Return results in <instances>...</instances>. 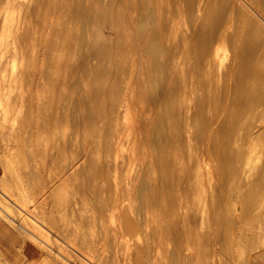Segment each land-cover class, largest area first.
<instances>
[{
	"label": "bare ground",
	"instance_id": "6f19581e",
	"mask_svg": "<svg viewBox=\"0 0 264 264\" xmlns=\"http://www.w3.org/2000/svg\"><path fill=\"white\" fill-rule=\"evenodd\" d=\"M58 1H60V0H58ZM58 1H57V3H58ZM69 1H72L73 4L72 3L71 4L73 7H75L76 2L74 4V2H73L74 0H69ZM94 1H97V0H94ZM94 1H93L92 6L95 3ZM121 1H122V3L123 2L124 3H123V6H121V5L120 6L124 7V4H125V8H127V6H126L127 4L129 7L130 2H133L131 4L132 7H131L130 12L132 11L133 7L135 8V4H136V8H137L136 11L139 12L140 16L139 15L137 16L134 14L136 16V19H135L134 16L128 17V15H126V18L129 20L131 19V17H134L133 20H135V22H136L135 27L133 26L134 25L133 22H130V24L132 23V25H130L129 23L126 24V22H127L126 18H125L126 22H124V20H123V22L127 25V27L133 26L132 28L133 29L135 28L134 31H136V34H135V32H134V34H135L136 39H134L135 37L133 38V36H130L133 34L129 35L130 32H128V31L132 30L131 27L127 28V29H129L128 31L123 30V32H128L127 35H129V39H130L129 40L127 38V40H126L125 39L127 37V35H126L124 37V39L126 41H128V40L129 41L127 44H126V41H124L125 44L126 45L130 44V46H132V47L129 50L130 46H125V44H124L123 47L120 46V47H122L121 50H117L119 48V46L117 45L118 47L114 46L116 48L115 51L116 52L122 51V50L125 51L126 48L124 49V47H127V49L130 51V53H131V49H132V51L135 50L134 51L135 55H136V53H138L139 56L145 55L146 53H151L154 56L160 55L159 61H161V62H164L163 58L161 59V57H162L161 55H164L166 57V59H168V61L165 60L166 63L162 64L161 66L159 65L161 67V69H159L158 65H156V66L159 70H162V71H164V69H166V72H167L166 75H168V73L170 72L169 73L170 77L168 76L169 78L168 77L165 78L167 81L169 80L170 84H169V86H167L168 84L164 83L165 85L167 84L166 85L167 87L166 86H165V88L160 87V89L161 88L165 89V90L163 89L164 90L163 93L165 94V97L163 96L164 94L162 95L160 93V95H162L164 98L161 97L160 99H158V101L156 100L157 103L154 102V104H153V109H155L154 106L157 107L158 103H160V105H164L165 110L164 109L163 110L165 111L166 114L165 113H164L165 115L163 113L159 114L158 118H157V115L155 114V112L152 114L153 116H151L150 112H149L148 118L152 119V121L150 122V121H148L149 119L147 120V122H150V123H148L149 125L147 124V122L144 123L145 124L144 127H146V125L148 127V128H145V131L147 130L148 132H150V131H152V129H158L159 139L163 138V142H162V144H159V148L162 147L164 150L163 149H161V150H163L164 152L162 151V154L159 153L161 156L157 155L154 165L162 171V172H160L161 174H163V175L165 174L164 175L165 177L168 176V179H166V180H168V182H169L170 181L169 177H172L170 179H174V177L176 175L175 174L176 173L175 172L176 167H178V164H179V168H181L184 172L185 171L188 172L191 175V178H192V176H196V185H198L200 190L205 194V196H207V199H206L207 202L211 203L213 205H217L218 209L221 208V206L219 208L218 205H223V204H225L224 207L227 206V209H228V205H231V206L234 205L235 207H239V206L244 207L245 205L247 207H249V206L250 207L251 206L252 207H254V206L255 207L256 206L261 207L262 206L263 207L264 206V0H142V3L140 1L141 6H139V7H141L140 8L141 10L138 8L139 4H138V1H136V0H134V1L130 0V2H128L129 1L128 0L127 4H126V0L125 1L121 0ZM79 2H80V0H79ZM90 2L88 3V7H89V4L91 5ZM105 2H106V0H105ZM60 3H62V0ZM60 3H58V5H55L58 9H59L58 6L60 5ZM98 3H101L100 4L101 6L103 5L102 2L97 1L96 4L98 5ZM63 4L64 3H62L61 5H63ZM77 4H78V2H77ZM85 4L87 6L86 0H85ZM105 4L108 5V6H106L107 10H108V8H110L111 5H109L108 3H105ZM133 4H134V6H133ZM69 5L70 4H68V8H69ZM80 5L81 4L77 5L78 8H82ZM97 5H95V6H97ZM113 5L115 8V4H113ZM77 6H76V9H73L70 6L73 10L69 8L70 9L69 11L71 12V10H72V13L74 14V12H73L74 10H77V11L79 10L77 8ZM95 6L92 7L91 9L98 7V6L97 7H95ZM64 7H66V9H67L66 5ZM84 7H85V5L83 2V9H82L83 12L85 11ZM102 7L106 8L105 6H102ZM102 7H100V10ZM45 8H47V7H45ZM112 8H113V6H112ZM112 8H110L111 11L117 10V9L112 10ZM86 9H87V7H86ZM49 10H50V8H49ZM88 10H89V8H88ZM88 10H87V12H88ZM95 10H97V9H95ZM95 10H93L92 14L90 13L89 15L93 16L94 15L93 13ZM102 10H101V13H102ZM107 10H105V11H107ZM127 10L125 11V9H124V12H127V14H129L128 13L129 9L127 8ZM50 11L52 12V7H51ZM97 11H95L96 14H97ZM134 12L135 11H133V13ZM138 12H136V13L138 14ZM72 13H70V14H72ZM75 13H77V12L75 11ZM103 13H104V10H103ZM106 13H108V12H106ZM117 13L118 12L115 13V16L118 17V19H119V15L121 17V9L119 11L120 14L118 13V15H116ZM133 13L131 12L129 15H132ZM73 14L71 15L72 17H73ZM123 14L124 13H122V16H123ZM43 15H46V12ZM86 15H87V13H86ZM78 16L79 15H77V17ZM101 16H103V19H104L105 16L104 15H101ZM108 16H109V18L112 17L111 14L110 15L108 14ZM72 17H70V19H72ZM77 17H76V21L79 20L78 23L81 24L80 19L84 17V14L82 15L81 18L79 17L80 19H77ZM87 17H85V19ZM96 17H98V14L96 15ZM49 18H50V16H49ZM99 18H101V17H99ZM68 19H69V17H68ZM89 19H87V20H89ZM92 19H93V17L90 19V22L93 21ZM96 19H98V18H96ZM47 20H45V22ZM73 20L74 19H72V21ZM94 20H95V18H94ZM69 21L71 22V20H69ZM76 21L75 22L73 21L74 22L73 24H77ZM165 21L168 22V24H170V26H169L170 29H171V27H174L175 25H177L178 22L180 23L181 26L178 24V28L182 27V29H183V32L180 31L182 33L181 34L182 35L181 40H180V37L177 35L179 32H177V31H176L177 33L174 32L177 26H175L173 30H170L169 28H167L170 31L166 32V29H165L166 25H162V23H165ZM81 22H82V26H83L84 25L83 21L81 20ZM100 22H101V20H100ZM176 22H177V24H176ZM119 23H120V21H119ZM124 23L122 24V26L125 27L126 25ZM50 24H53V22ZM85 24L87 25V23H85ZM68 25H71V24L68 23ZM46 27H47V25H46ZM62 27H63V25H62ZM62 27H58V29L59 28L61 29ZM83 27L85 28V26H83ZM52 28L55 29V27H52ZM82 28H81V30H82ZM178 28H177V30H179ZM123 29H126V28H123ZM50 31H51V29H50ZM66 31H69V30L63 29L62 35L64 32H65L64 35H66V33H67ZM78 31H79L78 33L81 32L80 30H78ZM172 31L178 36L179 41H181V42H179L177 39L179 44L177 43V45H175L176 44L175 43L174 44L175 46L172 45V40H173V38H175L176 35L173 34L174 37L171 39ZM71 35H72V33H71ZM78 35L75 34L74 36L78 37ZM71 37H73V35ZM71 37H69L70 40H68L67 43H69V42L71 43V41H72ZM130 37L133 38L135 41L134 40H133L134 42L131 41ZM66 38H68V36ZM119 39L121 40L120 37H119ZM89 41H91V40L89 39ZM92 41H94V40H92ZM130 41L133 42L132 45H131ZM47 42L49 43L50 40ZM76 42H77V39H76ZM110 42H112V41H109V43ZM104 44H105V42H104ZM121 44H122V42H121ZM69 46H72V45L70 44ZM83 46H85V45H83ZM103 46H101V47H103ZM109 46H110V44H109ZM112 46H110V48H109L110 50L112 49ZM73 48L76 49L77 46L73 47ZM70 49H71V47H70ZM70 49H68V52L71 53V51H69ZM89 49H90V47H89ZM109 49L107 48L108 51H109ZM77 50H78V48H77ZM128 50L125 51L126 56L124 55V53H120V52H119V56H116L118 54H116L114 56L117 59L121 58L120 60L115 59L116 63L117 62H118V64L120 63V66L117 65V67H116V65H115V68H117L116 70L114 69L116 73H115V75H113L114 77L111 75L113 79L111 80L112 83H110L111 85L109 86L111 91H115L118 94V96L114 100L115 103H117L118 101H122L124 99L131 98L130 94L133 93V91L131 92V90H133L132 88H135V86H136V85L134 86L132 83H134V82L136 83V81H134V80L136 79L137 74L139 75V77H137V78L144 77V75H142L141 72H140L142 75L141 77H140V74L137 73V72H139L140 69H139V65H137L138 62L137 61L135 62L134 59L137 60L136 57H138V55L134 56L135 58H133V56L129 57L130 56L129 52H128L129 55L127 56ZM65 51L67 52V50H65ZM72 51H74V49ZM79 51H80V49H79ZM105 51H106V48H105ZM112 52H113V50H111V53L109 51V53H107V54H109V56L111 57ZM70 53H69V55H70ZM87 53H91V51L89 50ZM94 53H96V51ZM120 54H122L121 55L122 57L120 56ZM132 54H133V52L131 53V55ZM66 55H68V54H66ZM71 55H72V53H71ZM87 55H90V54H87ZM74 56H76V55L74 54ZM79 56H78V54L76 56V59L78 61L80 59V58L78 59ZM82 56H83V54H82ZM82 56H80V57L83 58ZM94 56H95V54L93 55V57ZM96 56L98 57V55H96ZM110 57L107 58L108 64L111 63ZM141 57H143V56H141ZM87 58H89V57L87 56ZM91 58H92V56H91ZM94 58H92V60ZM149 58L151 59L150 56H149ZM149 58L147 57L148 60H150ZM76 59L75 60L73 59L74 60L73 63L75 65H77L75 63V62H77ZM100 59H102V58H100ZM130 59H131V61H130ZM139 60L141 62L140 57H138V61ZM94 61L96 62V60H94ZM69 62H71V61H68V63ZM103 62H105V61H103ZM144 62H146V61H143V63ZM64 63H65V61L63 62V64H60V65H64ZM86 63H88V62L85 61L84 64H86ZM90 64H92V63H90ZM90 64H88V65H90ZM93 64H94V62H93ZM96 64L97 63H95L94 65H96ZM140 64L143 65L142 63H140ZM66 65L69 67L72 64H70V65L66 64ZM86 65H84L83 66L84 68H82V69H85ZM97 65H99V64H97ZM145 65L146 64L144 63V66ZM78 66L76 68H79ZM90 66H88L87 68H89ZM107 66H109V65H107ZM150 66H148V64H147V66L144 67L145 70H147ZM71 67L73 68V70H72V68L70 69V71L71 70L73 71V72L71 71L73 73L71 75H74V73L76 74V72L78 70L76 69L77 71L75 72V70H74L75 68L73 66H71ZM91 67H93V66H91ZM95 67H93V68H95L96 70L91 68L89 71L91 73L92 72L91 70H95V72H97V75L94 73V71L92 73L95 74V76L97 77L99 70H100V72L102 70L99 68H101L102 66L98 67L99 70L97 69V66H95ZM108 68H110V66ZM111 68H112V65H111ZM140 68H141V71L143 72L144 69L142 68V66ZM178 68L180 69L181 80H182L181 81L182 82V90H180L181 91L180 94H179V92L177 94L176 91L178 89L175 90L173 87V84L176 80V78H175L176 76L174 75V73L179 70ZM8 69L13 70V72L15 70L13 65H9L7 61L1 60L0 72L1 71H7ZM80 69L81 68H79V70ZM152 69H154V68H152ZM158 69L156 70V67H155V71L159 73ZM167 69L169 70V72L167 71ZM64 71H67V70H64ZM152 71H154V70H152ZM67 72H69V71H67ZM81 72H80V74H86V73H81ZM102 72H104V71H102ZM105 72L108 73V71H105ZM145 72L147 73L148 71H145ZM63 73L66 74L65 72H63ZM112 73H114V72H112ZM112 73L110 71L109 74H112ZM146 73H145V75L149 76V72H148V74H146ZM158 73H156V74H158ZM109 74H106L107 77ZM151 74L153 75V73H150V75ZM78 75H79V73H78ZM100 75H99V77H100ZM159 75H161V73ZM159 75H157V77ZM111 76H110V79H111ZM164 76H165V74L163 75V77ZM67 77H69V75H67ZM74 77L75 76H73L72 79ZM82 77H83L82 80L80 78L81 83H82L83 79L86 78L85 75H82ZM90 77L91 76L86 78L89 81L88 82V85H89L88 88H91V86H90L91 81L88 79ZM150 77H152V76H150ZM150 77H146V78L148 79ZM91 78H93V77H91ZM101 78H103V77H101ZM105 78H106V76H105ZM65 79H67V78H65ZM97 79H99V78H97ZM147 79H145V80L141 79L142 80L141 85ZM73 80H75V78ZM77 80L74 81L73 84H71L72 80L69 82V84L72 85V89H73L74 94L77 93V90L79 88V85H78L79 83ZM105 80H107V79H105ZM151 80H152V78H151ZM156 80H155V82H156ZM103 81H104V79H103ZM160 82H161V80H160ZM149 83L151 84V81H149ZM137 84H138V82H137ZM144 84H147V83H144ZM102 85H103V83H102ZM102 85H99V86H102ZM107 85H108V83H107ZM147 86L149 87V85H145V87H147ZM157 86H158V84H157ZM81 87L83 88V86H81ZM139 87H140V85H139ZM92 88H94V85L92 86ZM138 88H135L134 91L136 92L137 91L136 89H138ZM142 88H143V86L140 87V91L144 90ZM96 89L98 90V87H95L94 91H96ZM104 89H105V87H104ZM156 89H158V87H156L155 90ZM106 90H107V88H106ZM146 90H148V88ZM146 90H145V92L144 91L143 92L138 91L140 94V95L138 94L139 97L141 96V93H145V95H146L147 94ZM151 91L152 90H150V92ZM153 91H152V93H150V96L151 95L154 96L156 94L155 95V99H156L157 98L156 96H159V95H157L158 91H157V93L154 91V94H153ZM81 92H82V90H81ZM96 92L101 93L100 90L96 91ZM84 93L86 94V92H84ZM90 93H91V91H90ZM90 93H88L89 95L86 94V96L88 95L86 98H88L90 96ZM80 95H82V94L80 93ZM91 95H93V94H91ZM138 95H136V96L138 97ZM145 95L143 94L144 98H145ZM128 96H130V97L128 98ZM75 97H77V99H79L78 95ZM139 97H138V99H139ZM132 98L135 99L136 98L135 95H134V97L132 95ZM147 98H148V95L146 96V99ZM133 99H130V100L132 101ZM152 99H154V97ZM105 100L103 99L102 102H105V104H106ZM139 100H137V101H139ZM145 100L142 101L144 103V105L148 103L147 100H149V98L146 101ZM133 101H136V99ZM144 101L147 103H145ZM48 102L51 103L52 101L48 100ZM54 102H55V99H54ZM140 102H141V100H140ZM142 102H141V104L143 105ZM133 103L136 104V102H133ZM102 104H104V103H101L98 106L100 107V105H102ZM83 105H84V103H83ZM102 106H104V105H102ZM89 107L91 108V106H88V108ZM97 107H95V108H97ZM101 107L99 109L103 110ZM134 107H136V106L134 105ZM158 107H159V104H158ZM84 108H85V106H84ZM95 108L90 110V111L86 110V112L89 113L91 111H95L96 110ZM103 108H105V107H103ZM150 108H151V105H150ZM139 109H141V108H139ZM158 110L160 111V108ZM138 111L142 112V110H138ZM138 111H136V113H138ZM103 112L105 113V112H107V110L105 109ZM161 112H162V110H161ZM111 113L112 114L109 116H106V114H105V116L108 118V120L114 119V120H112V123H110L109 128L110 129L111 128H113V129L120 128V126H119L120 123H119V121L116 120L117 119L116 114L114 113V111H112ZM136 113H135V117L137 115ZM145 113H147V111H145ZM90 114H93V113L91 112ZM90 114H86V116L90 115ZM177 114L180 116L179 121L175 120V118L177 117ZM138 115H143V113L138 114ZM93 116L96 118L95 115H93ZM93 116L91 115V118H93V119H92V122H91V120L89 121V122H91L89 125H91L93 122H95L97 124L100 123L99 118L98 119L96 118L97 120L94 121L95 118ZM101 116H102V114H101ZM105 116L103 118H105ZM166 116H167V119L169 117H172V119H173V120L171 119L172 122L171 121L167 122V120H166V122L168 123L167 125L165 122ZM89 118H87V120ZM130 118H133V117H130ZM135 119H133L134 121L129 119L130 122L133 121L132 123L136 124V126L134 125L136 127L135 128L136 130L134 128H131V125H130L131 132H132V129L137 131V128H138L137 125L140 123L138 118H137L138 124H137V122L135 123ZM98 120H99V122H97ZM105 120H107V119L105 118ZM115 120L117 123L115 122ZM113 121L115 123H113ZM102 122L104 123V121H102ZM130 122H128V123H130ZM132 123H130V124H132ZM97 124H95V125H97ZM101 125H99V127ZM104 125H106V123ZM104 125H103V127H104ZM134 126L132 124V127H134ZM141 126H143V124ZM92 127H96V126L93 125V126H91V128ZM103 127L101 126L102 129H104ZM139 128H138V130H139ZM86 129H88L87 130V132H88L89 128H86ZM177 129H179V131H176ZM90 130H93V129H90ZM97 130H98V128H97ZM99 130H101V129H99ZM107 130H109V129H107ZM134 130H133V132H135ZM101 131H99V132H101ZM145 131H143V133ZM84 132L86 133V131H84ZM146 132H145V134H146ZM135 134L138 135V133H134V136H135ZM147 134L145 136L146 141H148L149 138L151 139V136H152L151 135L150 137H147ZM100 135H101V133H100ZM101 137H102V135H101ZM137 137L142 138L140 135H138ZM137 137L134 139H138ZM85 140L86 141L82 145L83 147L82 148L79 147L82 150L76 149L80 153L78 154V156H73V158H75V159L72 158V160H73L72 163L71 164L69 163L70 168L67 166V169L69 168L71 173H83L84 170L86 168H88V165L92 164L90 166V171L88 172V179H90V180L92 179L93 181H95V183L97 181H99L100 179L105 180L107 182L105 189L107 190L108 194L105 196L95 195L96 197L94 198V200H92V202H95V203H90L87 201H84L83 203H78V204L76 203L77 204L76 210H78V212L77 213L73 212V213H75V215L79 214V218L74 216L77 219L76 218H72V219L69 218L72 216L68 217L67 214L70 213V211H71L70 209H69L70 211H68L69 213L68 212H67V214L65 213L67 216H65L63 214V215L58 217L57 214L60 211H62V209L64 208V207H62L64 205V201L61 200L58 202L57 196H56V190H57V188H60L61 186L65 185L66 177H64V176H67L66 174L64 176L58 174L60 176L56 175L55 178L52 177L48 181L46 180V182L44 180L45 183L39 187L37 185L34 188V190L37 187L38 188L29 197L32 199L31 201H33V204L31 203V204H25V205L22 204L21 205L18 203V201L21 200L22 197L20 196V194H18L16 192L14 193V190L9 189V187H13L12 181L6 182L5 184L2 182V179L6 180L5 177L7 176V173L4 171L3 172L0 171V181H1L0 182V185H1L0 190L2 191L1 195H0V228L2 226H7V227L9 226L10 227L9 224H12L13 226L18 228L22 232L25 239H23V242H22L23 247H21V252H25L27 257L25 256L26 258L25 257L24 258L29 260L30 264H37L38 262H40L41 264H61V263L62 264H90V263H93V264H152V256H151L152 254L150 255L151 250L149 249L150 244L147 240L148 237H150V235L152 234V232H151L152 229L150 230L151 233L149 232V230L147 232L144 229V231H146L145 233L147 234L144 236H146L147 239L143 238V240H144V242L146 240L148 242V243L145 242V244H144V246L147 245V247L144 248V249H147V256H146L143 253V251H141V249H140L141 246L143 247V244H141L142 240H139V239H142V238H140V236L144 237L143 235H140L143 233V232L140 233L141 227L139 226L140 224L137 223L140 221L139 220L137 221L136 219H134L131 216V213H130L131 209L129 207H127L128 206L127 204L123 203V200L125 198L129 197L128 198L129 201L133 200L137 204V206H138V204L141 205V202L143 199H149L150 197H152V196H150L151 194L149 195V193L152 192V188H153L154 184L157 181L159 182L158 179L161 178L160 179L161 184H162V182L166 183L167 181L165 179H164L165 181H162L163 175L160 178L158 176L156 177L154 175L155 176V179H154L155 182H154V180H151L154 176L151 178V177H149V175H147L148 178H151L150 179L151 192L148 193L147 191H144V192L142 191L140 193H135L133 191L135 193L133 195L130 192V190L128 189L129 190L128 192H130L131 194H126L128 192L126 191V189H124L123 180L121 181V178L123 177V170H125L126 164L124 166H122L124 168L123 170H120V171L112 174L111 170H112L113 166L116 165L117 160L112 159V156L110 154L106 155L107 157H104L102 154L99 153V155L97 157H95V158L92 157L91 151H90V146L88 144L89 141L87 143V136H85ZM141 140L142 139H140V141H139L140 143L136 140L138 142V144H137L138 146H139V144L141 145L145 141V140H143V142H142ZM136 141H134V142H136ZM146 143L147 144L149 143L148 147H151L150 144H152L153 142L152 143L146 142ZM142 145H141L142 147L145 146V144H142ZM155 145L156 144H154V143L152 145V146H154V151L156 150ZM160 145H161V147H160ZM141 146H139L140 149H141ZM148 147L146 145L145 149L146 148L149 149ZM157 147H158V145H157ZM145 149H144V151L146 152ZM151 150L153 151V148L152 149L150 148V150H148V151H150L149 153H151V155H152L153 152ZM161 150L159 149L158 151L160 152ZM47 152L48 151H45V154H47ZM140 152L141 151H139V153ZM145 152L142 151L141 153L143 154ZM155 152H157V151H155ZM75 153H77V152H75ZM149 153H147V154L145 153L143 155H147V157H150V156H148ZM75 155H77V154H75ZM141 155L139 154V157ZM158 156L160 157V159H158ZM178 157H179V159L181 158L180 161L178 160ZM142 159H141V162L139 160L140 163H143L142 161L145 160L144 158H142ZM146 159H148V158H146ZM150 159L152 160V158H150ZM135 160H136V158H135ZM151 160H149V162ZM152 162H153V160H152ZM136 165H139L137 161H136ZM150 165H152V164H150ZM116 166H118V165H116ZM130 166H129V168H130ZM145 167H147V169H148V166H145ZM151 168H153V167L150 166V173L156 172L157 168L156 169L153 168L154 169L153 171L151 170ZM67 169H65V170H67ZM140 170H142V169H140ZM145 170H146V168H145ZM145 170H144V172H145ZM134 171L136 172V174L139 172V171L137 172V170H135V169H134ZM147 173H149V169H148ZM61 174H62V172H61ZM136 174H133V176L136 177ZM156 175H157V173H156ZM188 175L186 174L185 176L190 177V175L189 176ZM41 176H43V175H41ZM137 176H138V174H137ZM180 176H181V173H180L179 177ZM140 177H141V173H140ZM140 177H139V179L141 180ZM187 177L185 179H187ZM43 178L44 177H42V179ZM135 179L136 178H134V180ZM178 179H180V178H178ZM142 180H144V178ZM175 181H176V179H175ZM178 181H181V180H178ZM192 181H195V180H192ZM192 181H190V182H192ZM132 182L134 183V181H132ZM138 182L139 181L137 179V181H135L136 185H138L137 184ZM168 182L166 183L167 184L166 187L168 186V188H169L170 185L168 184ZM173 182H174V180L172 181V186L175 185V183H173ZM185 182H187V180L186 181L184 180V183ZM144 183H145V181H144ZM152 184H153V186H152ZM161 184L159 182V184H157V185L161 186ZM188 184H190V183L188 182ZM139 185H141V183H139ZM145 186H146V183H145ZM162 186H163V184H162ZM187 186L188 185L186 184V188H187ZM156 187L158 189V186H156ZM173 187H172L171 191H173V189H174ZM179 187H178V189H180ZM161 188L162 187H160L159 189H161ZM168 188H166V189H168ZM176 188H177V186H176ZM181 188H183V187H181ZM192 188L196 189L197 187L193 186ZM138 189H140V188H138ZM163 189H165V187ZM184 189H185V187H184ZM189 189L190 188L188 187V190ZM186 190L187 189H185V191ZM137 191H139V190H137ZM155 191L157 192V190H155ZM168 191H165V193H163L165 195V196L162 195V196H164L163 198H168L166 196ZM190 192H191V190H190ZM188 193L189 192H187V194ZM202 196H203V194H202ZM4 198H6L9 201H12L15 204V206L7 204L8 206L6 207V203L1 200ZM99 200L101 201V203L99 202ZM55 201L57 202V204ZM74 205H75V203H74ZM224 207H222V208H224ZM67 208H69V207L67 206ZM173 208L176 209V206H172L171 210H173ZM139 210H140V208H139ZM224 210H225V208L223 209V211ZM167 211H165V212L167 213ZM218 211H220V210H218ZM149 212L151 214V215L149 214V217L151 216V218H152L153 217L152 216V212H153L152 211V203H151V205H149ZM166 213H165V216H166ZM224 213H225V211H224ZM224 213L222 214L221 211H220L221 215L219 214V212L217 213L219 215L218 216L219 219H221L222 215H223V218H222L223 220H225V219L229 220L230 218L228 216L231 214V212H230V214H229V212H226L227 215L229 214L228 216H225ZM217 214H216V216H217ZM153 215H154V217H156L155 213ZM224 216L226 218H224ZM231 216L232 215H230V217ZM97 218H100L101 220H109L110 219V221L111 220H113V221L117 220V221L113 222V224L118 222L116 224V226H118V227L114 229V230H116L115 235L117 236L119 234L121 236V238H120V236H118L119 240L115 241V240H112L109 236H105V238H102L101 240L95 239V237H93V240H91V242L88 244V248H90L89 249L90 251H89V250L84 249L82 246H80V243L86 242L88 239V235H87V231H86L85 227H87L89 220L92 219L93 221H96ZM168 219H165V220L167 221ZM164 221L161 222V225L159 224L161 226V228L160 227H157V228L161 229L163 231L162 233L165 232L166 234H168L166 231L167 230L166 227H168V228L170 227V229H171L173 225L168 226L167 225L168 221H167V223H166V221L165 222ZM74 223L75 224L77 223L78 225H75ZM164 223H166L167 226ZM162 224H164L163 225L164 227H162ZM148 225H149V223H148ZM155 225L157 226L158 224H155ZM116 226L113 225V227H116ZM113 227H111L112 230H113ZM230 227L231 226H229V228ZM226 229L227 230H225V232H224L225 235H226V231H228V233L230 231V229H228L227 227H226ZM166 234H164V235H166ZM135 235H139V237H137L138 239L135 238L136 242L134 243L133 237H135ZM129 236H131V238H133L131 241H133L134 246L136 245L135 247L133 246V244L129 240ZM224 238H226V236H224ZM224 238H223V240H224ZM228 239H230V238H227V240ZM223 240L221 241V243L223 242L222 246L227 244V240L226 241L225 240L223 241ZM230 242H231V240L228 241V243H230ZM178 243L176 245L177 246L176 248L182 247V244L180 245V243L179 244ZM178 245H180V246L178 247ZM182 249L181 250L176 249V251L179 250V253H180V251H182ZM41 250H42V252H41ZM120 251H122V253ZM176 251L175 252L173 251L174 257H175V255H179V253H177ZM188 251H190V250H188ZM182 252L184 254H182ZM182 252H181V255H179V258L182 255L184 257L189 255L188 254L185 256V254H187L186 253L187 251H182ZM174 253H177V254H174ZM5 254H7V253L3 251L0 255V258L2 259L3 257H5ZM23 255L24 254H22V256ZM192 258H190V259H192ZM197 258H198V260H200L199 262H201L202 257H200V255H199ZM175 260H174V262L176 263L177 260L176 261ZM198 260H197V262H198ZM1 261L2 260H0V263H1ZM190 261L191 260H189V259H184V260L182 259V260L177 261L176 264H191ZM5 262H6V260H5ZM172 262H173V260H172ZM192 263H194V262H192Z\"/></svg>",
	"mask_w": 264,
	"mask_h": 264
},
{
	"label": "rangeland",
	"instance_id": "374dc122",
	"mask_svg": "<svg viewBox=\"0 0 264 264\" xmlns=\"http://www.w3.org/2000/svg\"><path fill=\"white\" fill-rule=\"evenodd\" d=\"M57 1L58 0H56V1L55 0H0V62H1V60H5L8 62L9 65H13V67L15 69L14 72H13V70H10V69H8L7 71H1L0 72V75H1L0 76V166H1L0 171H2V172L4 171L7 173V176L5 177L6 180L2 179V182L5 184L6 182L12 181L13 187H9V189L14 190V193L16 192V193L20 194V196L22 197V199L18 201V203L21 205L22 204H24V205L25 204H31V203L33 204V201H31L32 199L29 198L30 195H32V193L35 192L39 186L44 184L46 182V180L48 181L52 177L55 178L56 175H58V174L63 175V176L66 174L67 176H64V177H66L65 185L61 186L60 188H57V190H56V196H57L58 202L61 200L64 201V205L62 206L64 208L62 209V211H60L57 214V216L59 217V216L64 214L65 216L68 215V217L72 216V217H69L72 219V218H76V217L79 218V214L75 215V213L78 212V210H76L78 203H83L84 201H87L90 203H95V202H92V200H94V198L96 197L95 195L105 196L108 194L107 190L105 189L106 183H107L105 180L100 179L99 181H97L95 183V181H93L92 179L91 180L88 179V172L90 171V166L92 164L91 165L89 164L88 168H86L83 173H71L70 172L69 163L70 164L72 163L73 156H78V154L80 153L76 149H80L79 147H81V148L83 147L82 145L86 141L85 136H87V143L89 141L88 144L90 146V151H91L92 157H94V158L97 157L99 155V153L102 154L104 157H107L106 155L110 154L112 156V159L117 160L116 165H118V166H116V165L113 166V168L111 170L112 174H114L120 170H123L124 168L122 166H124L126 164L125 170H123V177H122L123 179L121 178V181L123 180L124 189H126L127 192L130 190V192L133 195L135 193H140L142 191L143 192L147 191L149 193V192H151L150 179L154 175L156 177L158 176L159 178L163 175L160 173L162 171L154 165L157 155H160L159 153L162 154V151L164 150L161 147V145H160L161 148H159V144H162L163 138L159 139L158 129H152V131H150V132H148L146 130L147 131L146 132L145 128H148V127H147V125H146V127H144L145 126L144 123L147 122L148 119H149L148 121H150V122L152 121V119L148 118L149 112H150L151 116H153L152 114L155 112V114L157 115V118H158L159 114L165 113L164 105H160V103H158L159 107L157 104V107L154 106L155 109H153V104H154V102L157 103L158 99H160L161 97H163V96L165 97V94L163 93L165 90L164 88L167 84H168L167 86H169V84H170L169 80L167 81L165 78H167L170 75L169 74L170 72L167 69V71L169 73H168V75H166L167 74L166 69H164V71L159 70V69H161L160 66L162 64L166 63V61H168V59H166V57L164 55H161L162 56L161 59L163 58V61H164V62H161V61H159L160 55L154 56L151 53H146L147 55L145 54V55L139 56V54L136 53V55H138V57L141 58V62H140V60L138 61V57H136L137 60L134 59L135 62L137 61L139 63V64L137 63V65H139L140 70L137 73L140 74V77L142 75H144V77L137 78V77H139V75L137 74V77L134 80V81H136V83L134 82L135 84L134 83H132V84L134 86L136 85L135 88H138L139 85H140V87L143 86L142 89H144L143 90L144 92L148 88V90H146L147 94L145 95V93H141V96L139 97L140 94L138 91H140V87L138 89H136L137 90L136 92L134 91L135 88H132L133 90H131V92L133 91V93L130 94L131 98H129L130 96H128L129 99H124L122 101H118L117 103H115L114 100L118 96V94L115 91H111L109 86L111 85L110 83H112V81H111L113 79L112 76L115 75V73H116L115 70L117 68H115V65H116V67H117V65L120 66V63L119 64H118V62L116 63L115 59H117V58H115L114 56L116 54H118L116 56H119V52L124 53V55L126 56L125 51L128 50L127 47H124V49L126 48L125 51L124 50H122L123 52L117 51L118 52L117 53L115 51L116 50L115 47L118 45L120 49L118 48L117 50H121L123 45L125 44L124 41H126L127 38L129 39L130 34H133V35H130V36H133V38L135 37L136 31H134L135 28L133 29L132 27L133 26L135 27L136 22L133 19H134V17L136 19L135 15L140 16L139 12L136 11L137 10L136 4H135L136 9L133 7L134 10L132 9V11H131L132 13H133V11H135V12L132 15H129L131 13L130 12L131 7H132L131 4L133 3V2H130V0L129 1L126 0V4H127V1L130 2L129 7H128V4L126 5L127 8L129 9V12H128L129 14H127V12H124V9H125V11L127 10V8H125V4H124V7H121V6H123V3H124V2L122 3L121 0H106V2H105V0H102V1L97 0L98 2L103 3L102 6H105V7L108 6L105 3H108L109 5H111L110 8H112V6H113L112 10L117 9L118 11L117 10H115V11L118 13L121 9V17L122 18L119 15V19H118V17L115 16V13H116L115 11H111L110 8H108V10H107V7L104 8L100 5L101 3H98V5H97L96 4L97 1H94V0H92V1L86 0L87 6L85 4V0L84 1L80 0V2H79V0H77V1L74 0L73 1L74 4L76 2L75 7L72 6V4H73L72 1H69V0L63 1L62 0V3H64V4L66 3L65 5L67 6L68 10L66 9V7H64L65 6L64 4L61 5L62 4V3H60L61 0L58 1V3H60V5L58 6L59 7V9H58L55 6V5H58ZM93 1L95 3L92 6ZM131 1H134V0H131ZM136 1H138V4H139L138 8L140 9L141 8V7H139V6H141L140 1L142 3V0H136ZM77 2H78V4H77ZM83 2L85 5V7H84V9L86 11V12L84 11L85 13L82 11ZM89 2L91 3V5L89 4V7H88ZM68 4H70L69 5L70 9H72V8L76 9V6L79 4H81L80 6L82 8H78V6H77V8L79 10L78 11L74 10L73 11L74 14H73L72 13L73 9L70 12L69 11L70 9L68 8ZM113 4H115V8H114ZM95 5H97L98 7ZM94 6L97 8L91 9ZM133 6H134V4H133ZM45 7H47V8H45ZM51 7H52V12L50 11ZM86 7H87V9H86ZM100 7H102L101 10L104 8L103 9L104 13H103V10L101 13ZM49 8H50V10H49ZM88 8H89V10H88ZM95 9H97L98 11ZM87 10H88V12H87ZM93 10L97 11L98 17H96L97 14L95 11L93 13L94 14L93 16L89 15L90 13L92 14ZM105 10H107V11H105ZM68 11L73 14V17L71 16L72 14H70ZM75 11L77 13H75ZM45 12H46V15H43V14H45ZM106 12H108V13H106ZM136 12H138V14ZM86 13H87V15H86ZM118 13L116 15H118ZM122 13H124L123 14L124 17L122 16ZM83 14H84V17L81 18ZM108 14L109 15L111 14L112 17L109 18ZM77 15H79V16L77 17ZM101 15H104V16L106 15V16L103 19V16H101ZM126 15H128V17L129 16H134V17H131V19L129 20L126 18ZM49 16H50V18H49ZM75 16L77 17V19L81 18L80 19L81 24L78 23L79 20L76 21ZM68 17H69V19H68ZM70 17H72V19H74L73 21L74 22L76 21L77 24H73L74 22L72 21V19H70ZM85 17H87V18L85 19ZM90 17L91 18L93 17V19H92L93 21H91V22H90V19H91ZM99 17H101V18H99ZM94 18H95V20H94ZM96 18H98V19H96ZM125 18L127 19V22H126ZM44 19L45 20L48 19V20L45 22ZM87 19H89V20H87ZM69 20H71L72 23ZM81 20L83 21V24H84L83 26H85V28L82 26ZM100 20H101V22H100ZM123 20H124V22H126V24H128V23L130 24V22H133V24H134L133 26H130V25H132V23L129 25L132 30L127 29L130 27H127V25L123 22ZM119 21H120V23H119ZM49 22L50 23L53 22V24H50ZM68 23L71 25H68ZM85 23H87V25ZM123 23L126 25L125 27L122 26ZM176 24H177V22H176ZM178 24L180 25L179 22H178ZM178 24L175 25L177 27H176L174 32L175 33L179 32L177 35L180 37V40H181V37H182L181 32H183V29H182V27L178 28ZM46 25H47V27H46ZM62 25H63V27H62ZM162 25H166V28H165L166 32L173 30L175 27V26L171 27V29H170V27H169L170 24H168V22H166V21H165V23H162ZM49 26L55 27V29L56 28L57 29L55 30L54 28H52V27L50 28ZM58 27H62V28L58 29ZM81 28H82V30H81ZM123 28H126V29H123ZM167 28H169L170 30ZM177 28L179 30H177ZM50 29H51V31H50ZM63 29L69 30L70 32L72 31L71 33H72L73 37H71L72 35L69 31H66L67 32L66 35L68 36V38H66L67 36L64 35L65 32L62 35ZM78 30L81 31L80 32L81 34L78 33L79 32ZM123 30L124 31L129 30L128 31V32H130L129 35H127L128 32H123ZM134 32H135V34H134ZM174 32L172 31L171 39L174 37L173 34L176 35ZM75 34L76 35L79 34L78 37L77 36L75 37L74 36ZM126 35H127V37L125 38L126 39L125 40L124 37ZM177 35L175 36V38L176 37L177 38L176 39L173 38V40H172L173 46L177 45V43L179 41V38ZM69 37H71L72 41H71V43L70 42L69 43L72 46H69L70 44L67 43L68 40H70ZM119 37L121 38V40L119 39ZM133 38H131V41L136 39V37L134 39ZM76 39H77V42H76ZM89 39L91 41H89ZM177 39H178V41H177ZM49 40H50V42L48 43L47 41H49ZM92 40H94V41H92ZM103 41L105 42V44ZM109 41H112V42L109 43ZM128 41H126V44L128 43ZM131 41H130V43L132 45V43L135 40L133 42H131ZM121 42H122V44H121ZM179 42H181V41H179ZM109 44H110V46L113 45L112 49H111V50H113L111 57L109 56V54H107V53H109V51L111 53V50L109 49L110 48ZM126 44H125V46H130V44H128V45H126ZM75 45L77 46L78 50H77V48L76 49L73 48V47H76ZM83 45H85V46H83ZM101 46H103L104 48ZM120 46H122V47H120ZM70 47L72 50L74 49V51H72L70 49ZM89 47H90V49H89ZM131 47L132 46L129 47V50ZM67 48L70 49L69 51H71L72 55L70 52H68ZM105 48H106V51H105ZM107 48L109 49V51L107 50ZM79 49H80V51H79ZM65 50H67L68 53ZM89 50L91 51V53H87ZM129 50L127 51V56L129 55L128 52L130 53ZM95 51H96V53H94ZM134 51H132V49H131V53L133 52V54L131 55V53H130L129 57L133 56V58H135L134 56H136V55H135ZM69 53H70V55H69ZM73 53L76 56H77V54H78V56L79 55L82 56V54H83V56H82L83 58H81L79 56L78 59L79 58L80 59L78 61L76 59V56H74ZM66 54H68V55H66ZM87 54H90V55H87ZM94 54H95V56L98 55V57L94 56L95 57L94 58L93 57ZM121 55L122 54H120V56ZM87 56L89 58H87ZM91 56H92V58H94L93 60H92ZM141 56H143V57H141ZM149 56L151 57V59L149 58ZM109 57L111 58V60L109 59L111 63L110 62L109 63L112 65V68H111V65L107 63L108 62L107 58H109ZM147 57L150 60H148ZM100 58H102V59H100ZM73 59L77 60V62H75L77 65H75L73 63V61H74ZM120 59L121 58H119L117 60H120ZM131 59H130V61H131ZM94 60H96V62ZM142 60L147 62V63L144 62L146 64L145 66H147V64H148V66L151 65L152 67L151 66L149 68L147 67L149 70L148 69L145 70V68H144L145 66H144V63ZM62 61L63 62L65 61L64 65H60V64H63ZM68 61H71L72 63L71 62L68 63ZM85 61L88 62V63H86L87 65L84 64ZM103 61H105V62H103ZM93 62H94V64L97 63L99 65H97V64L94 65ZM90 63H92V64H90ZM140 63H142L143 65H141ZM66 64H68V65L72 64V65H70L68 67ZM88 64H90L93 67L97 66V69L99 66L100 67L102 66L101 68H99V69H102L101 72L98 69L99 73H98L97 77L95 76V74L97 75V72H95L96 67L93 68ZM84 65H86L85 69H82V68H84L83 67ZM107 65H109L110 68H108L109 66H107ZM156 65H158V66L160 65L159 69L157 68ZM71 66H73L75 68L74 69L75 72L78 70L77 72L79 73V75L77 72H76V74L74 73V75H71V74H73L72 73L73 68ZM77 66L81 69L79 70V68H76ZM88 66H90V67L87 68ZM141 66L145 71L149 72V76L145 75L146 72L144 70H143V72L141 71V68H140ZM154 66L156 67V70L157 69L159 70V73L155 71ZM71 68H72V70H71L72 72L70 71ZM91 68L95 69V70H91L92 72L94 71L95 74H93L92 72L90 73L89 70ZM152 68H154V69H152ZM64 70H67L69 72L64 71ZM150 70L151 71L154 70V71L151 72ZM102 71H104V72L108 71V73H106V72L104 73ZM110 71H111V73L112 72H114V73L109 74ZM63 72H65L66 74H64ZM80 72L86 73L87 75L86 74H80ZM140 72L142 73V75ZM148 72L146 74H148ZM155 72L158 74H156ZM176 72H175L176 74L174 73V75L176 76L175 77L176 80L173 84V87L175 90L178 89L176 92H177V94H178V92L180 94V92H181L180 90H182V82H181L182 80H181L180 69ZM150 73H153V75L152 74L150 75ZM160 73L162 76L159 75ZM106 74H109L108 77ZM164 74L166 77L165 76L163 77ZM67 75H69V77H67ZM82 75H85L86 78L89 76L93 77V78L90 77L91 79L88 78L91 81L90 82L91 88H88V86H89L88 82L89 81L86 78L83 79V81L81 83V80L84 77V76L82 77ZM99 75H100V77H99ZM157 75H159V76L157 77ZM73 76H75L74 77L75 80H73L74 78L72 79ZM105 76H106V78H105ZM110 76H111V79H110ZM150 76H152V77H150ZM101 77H103V78H101ZM146 77H150V78L147 79ZM65 78H67V79H65ZM80 78H81V80H80ZM97 78H99V79H97ZM151 78H152V80H151ZM103 79H104V81H103ZM105 79H107L108 81ZM141 79L142 80L147 79L146 81H144V83H147V84L143 83L144 85L143 84L141 85V83H142ZM154 79L155 80L157 79L156 82ZM76 80L79 83L78 84L79 88L77 90V93L76 92L75 93L79 96L78 98L80 100L77 99V97H75L77 95L73 93L72 85L69 84L70 81H71V84H73V82ZM148 80L151 81V84L149 83ZM160 80H161V82H160ZM137 82H138V84H137ZM102 83H103V85H102ZM107 83H108V85H107ZM156 83L158 84V86ZM164 83H167V84L165 85ZM92 84L94 85V88H92V86H93ZM99 85H102V86H99ZM145 85H149V87L148 86L145 87ZM81 86H83V88ZM103 86L105 87V89ZM95 87H98V90L96 89V91L100 90L101 93L94 91ZM154 87L155 88L158 87V89L155 90ZM160 87H164L163 88L164 90L161 88L163 90L162 91L160 89ZM106 88H107V90H106ZM81 90H82V92H81ZM150 90H152V91L154 90L156 93L158 91L157 95H159L160 97L156 96L157 98L155 99L156 94L154 96L151 95L152 96L151 97L150 93H152V91L150 92ZM90 91H91V93H90ZM154 91H153V94H154ZM84 92H86V94L90 93V96L88 98H86L89 94L86 96V94ZM80 93L82 95H80ZM160 93L162 95L163 94L164 95L162 96V95H160ZM91 94H93V95H91ZM143 94L145 95V98H144ZM132 95H133V97L135 95L136 101H133L135 99L132 98ZM136 95H138L141 102L143 100H145L146 96L148 95L149 100H147L148 98L146 100L151 105L152 109L150 108V105L147 102H145L146 100L144 102L147 104L144 105V103L142 102L143 103V105H142L140 100L138 99V97ZM153 97H154V99H152ZM54 99H55V102H54ZM103 99L104 100L106 99L105 100L106 104H105V102H102ZM130 99H133V100L131 101ZM48 100H51L52 102L49 103ZM137 100H139V101H137ZM131 102L132 103L136 102V104H134V103L132 104ZM83 103H84V105H83ZM101 103H104V104H102L104 106L100 105V107L102 106L101 108L103 110H100L99 109L100 107L98 106ZM134 105L136 107H134ZM84 106L86 109L84 108ZM88 106H91V108L89 107L90 108L89 109ZM95 107H97V108H95ZM103 107H105V108H103ZM94 108L96 110L91 111L93 114H90L91 112H89V113L86 112V110L90 111ZM139 108H141V109H139ZM159 108H160V111L158 110ZM105 109L107 110V112L104 113L103 111ZM138 110H142V112L138 111ZM161 110H162V112H161ZM112 111H114V113L116 114V118H117L116 120L119 121V123H120V124L118 123L120 126V128H118V129H113V128L110 129L109 128L110 123H112V120H114V119L108 120V118L106 116L111 115ZM136 111H138V113H136ZM145 111H147L148 114L145 113ZM135 113L137 114L136 117H135ZM142 113H143V115H138V114H142ZM86 114H90V115L86 116ZM101 114H102V116H101ZM105 114H106V116H105ZM144 114L145 115L147 114V115L145 116ZM91 115L92 116L95 115L97 119L99 118L100 123L97 124V123L93 122L91 125H89L93 119V118H91ZM104 116L107 120H105V118H103ZM130 117H133V118H130ZM87 118H89V119L87 120ZM96 118L94 121L97 120ZM137 118L139 119V122H140L139 124L137 122L138 121ZM169 118L167 119V116H166L165 122H166V120H167V122H170V121L172 122V120H173L172 117H169ZM129 119H131V120L135 119V123L137 122V124H138L137 127L138 128L140 127L139 130L137 128V131H135L136 130L135 129L136 124L132 123L134 120L132 122H130ZM90 120H91V122H89ZM99 120L97 122H99ZM116 120H115V122H116ZM175 120H178V121L180 120V116L178 114H177V117L175 118ZM102 121H104V123ZM115 122L113 121V123H115ZM128 122L132 123L133 126L134 125L135 126L132 127V124H130ZM150 122H147V124ZM167 122H166V125L168 124ZM94 123L97 125H95ZM105 123H106V125H104ZM140 124L141 125L143 124V126H141ZM93 125L96 127L91 128V126H93ZM99 125H101L102 127L104 125V127H103L104 129H102L101 126L99 127ZM130 125H131V128L135 129V130L132 129V132L130 129ZM86 128H89L88 132H87L88 129H86ZM97 128H98V130H97ZM90 129H93V130H90ZM99 129H101L102 131ZM107 129H109V130H107ZM133 130L135 132H133ZM84 131H86V133ZM99 131H101V132H99ZM143 131H145L146 134L148 133L147 137H150L152 135L151 139L149 138L148 141H146L145 140L146 134H145V132L143 133ZM176 131H179V129H177ZM100 133H101L102 137H101ZM134 133H138V135H140L142 138L137 137L138 135H136V134L134 136ZM136 137L138 139L139 138L142 139L141 140L142 142H143V140H145L144 143H142V144H145L144 147H142L143 146L142 144H141L142 146L139 144V146H141V149L137 145L138 142L140 141V139L139 140L134 139ZM134 141H136V142H134ZM146 142H150V143L153 142L154 144H156L155 145V149H156L155 151H157L158 153L154 151V146H152L153 143L150 144L151 147H148L149 143L147 144ZM146 145L149 149H147V148L145 149ZM157 145H158V147H157ZM150 148L151 149L153 148V151L151 150L153 152L152 155H151V153H149L150 151H148V150H150ZM158 148L160 150L161 149H163V150H161L159 152ZM144 149L146 150V152L144 151ZM80 150H82V149H80ZM45 151H48L47 154H45ZM139 151H141V152L143 151L146 154L149 153L150 155L148 154V156H150V157H147V155H143L145 153H143V154L141 152L139 153ZM75 152H77V153H75ZM75 154H77V155H75ZM139 154L140 155L142 154V155L139 157ZM135 158H136V160H135ZM142 158H144L145 160L142 161L143 163H140ZM146 158H148V159H146ZM150 158H152L153 162ZM73 159H75V158H73ZM158 159H160L159 156H158ZM139 160H140V162H139ZM149 160H151V161L149 162ZM178 160L180 161L181 158L179 159V157H178ZM136 161L138 162L139 165H136ZM150 164H152V165H150ZM67 166L69 167L68 169H67ZM129 166H130V168H129ZM145 166H148L149 173H150V166L153 167L154 169L157 168V170H156V172H152L154 169L151 168L152 173L149 174V173H147L148 169ZM64 168L67 170H65ZM145 168H146V170H145ZM134 169L137 170V172L140 169H142V170H140L141 172L139 171L141 173V177H140L139 172L137 173L138 174V176H137ZM143 169L145 170V172ZM61 172H62V174H61ZM175 172H176L175 173L176 175H175L174 179H170L172 177H169V180L171 181V182L170 181L169 182L171 184L168 182V180H166V179H168V176L165 177L164 176L165 174L162 176V181L166 180L168 182V184L171 186V187L169 186V188H168V186L166 187L167 182L166 183L164 182L165 184L162 182V184H163V186H162L161 180H160L161 178L158 179L161 186L157 185V184H159L158 181H157L158 183L156 182L155 184L152 182L154 184V186L155 185L158 186V189L156 186L154 187L152 184V186H153L152 192L149 193V195L151 194L150 196H152V197L149 196L150 197L149 199H143L142 200L143 203L141 202V205L138 204V206H137V204L133 200L129 201L128 200L129 197L125 198L123 200V203L127 204L128 205L127 207H129L131 209V212H130L131 216L134 219H136L137 221L138 220L140 221V222H137L140 224L139 226L143 230L142 231L140 229L141 232L140 231L139 232L140 233L143 232L140 235H143V236L147 235L145 232L146 231L148 232V230L150 232V230L152 229L151 230L152 234L150 235V237H148V239L146 236H144V237L140 236V238H142V239H139V240H142L141 241L142 243L141 242L140 243L143 244V247L141 246L140 249H141V251H143V253L146 256H147V249H144V248L147 247V245L144 246V244H145V242L146 243L149 242V244H150L149 249L151 250L150 255L152 254L151 255L152 256V264H173V263L176 264L177 261L182 260V259L183 260L184 259L191 260L190 261L191 264H199V263L200 264H264V208H263L264 206L263 207L261 206L262 207L261 208L260 206H256V207L255 206L254 207L249 206V207H247L245 205L246 206L245 207L243 205L244 207H242V206L235 207L234 205H232L233 206L232 207L231 205H228V209H227V206L224 207L225 204H223V205H218L219 208L221 206V208L218 209L217 205H213V204L207 202V200H206L207 196H205V194L200 190L199 186L196 185V176H192V178H191V175L188 172H186V171L184 172L181 168H179V164H178V167H176ZM179 172L181 173L180 177H179V175H180ZM156 173H157V175H156ZM133 174H136V177L133 176ZM186 174L187 175L189 174L190 177L185 176ZM41 175H43V176H41ZM60 175H58V176H60ZM147 175H149V177H151V178H148ZM155 176L151 180H154ZM42 177H44V178L42 179ZM139 177L141 178V180L139 179ZM186 177H187V179H185ZM134 178H136V179L134 180ZM143 178H144V180H142ZM178 178H180V179H178ZM137 179L139 181L137 183L138 185H136V183H135V181H137ZM175 179H176V181H175ZM44 180H45V182H44ZM173 180H174L173 183H175L177 188L175 185H173L174 187L172 186ZM178 180H181V181H178ZM184 180L185 181L187 180V182L184 183ZM192 180H195V181H192ZM132 181H134V183ZM144 181L146 183V186H145ZM190 181H192V182H190ZM154 182H155V180H154ZM188 182L190 184H188ZM139 183H141V185H139ZM186 184L188 185L187 188H186ZM37 185H38V187L34 190V188ZM159 186L162 188L159 189L160 188ZM193 186L197 187V188L196 189L192 188ZM164 187H165V189H163ZM172 187L174 188L173 191H171ZM178 187L180 189H178ZM181 187H183V188H181ZM184 187H185V189H187L186 191H185ZM188 187L190 188L189 190H188ZM138 188H140V189H138ZM166 188H168V189H166ZM136 189L139 191H137ZM155 190H157V192ZM190 190H191V192H190ZM165 191L169 192V193L167 192L168 195L166 194V196L168 198H163L165 196L163 194V193H165ZM1 192L2 191L0 190V195H1ZM130 192H128V193L125 192V193L131 194ZM187 192H189L190 194L188 193L189 194L188 195ZM202 194H203V196H202ZM162 195H164V196H162ZM1 200L6 203V207L8 206L7 204L15 206V204L12 201L7 200L6 198L1 199ZM99 202L101 203L100 200H99ZM74 203H75V205H74ZM151 203H152V211H153L152 212V216H153L152 218H151V216L149 217V214H150L149 205H151ZM56 204H57V202H56ZM67 206L69 208H67ZM172 206H176V209H174L175 208L174 207L173 210H171ZM138 207L140 208V210ZM222 207L225 208V210H224L225 213L223 211L224 208H222ZM164 210L167 211V213ZM218 210H220L222 212V214L224 213L225 216H228L231 212L230 215H232V216L230 217V215H229L228 217L230 219L229 220L227 219L228 220L227 221L226 219L225 220L222 219L223 218V215H222V218H221L222 220H221V219H219V217H218L219 215L217 214L218 212L220 214V211H218ZM68 211H70L71 214L73 212H75V213H73L71 215ZM67 212L70 215L67 214ZM226 212H229V214L227 215ZM154 213L156 214V217H154V215H153ZM165 213H166V216H165ZM216 214H217V216H216ZM74 216H76V217H74ZM225 216H224V218H226ZM165 219H168L167 220L168 226L173 225L171 229H170V227L169 228L166 227L167 221ZM164 220L166 221V223H164V224L166 225L165 227L167 228L166 231L168 234H166L165 232L162 233L163 231L161 229L157 228V227L161 228V226H160L161 222H163ZM114 221H117V220H114ZM114 221L113 220L110 221V219L109 220H101L100 218H97L96 221H93L92 219L89 220L87 227H85V229L87 231L88 239L86 242L80 243V246H82L86 250H89L90 248H88V244L91 242V240H93V237H95V239L101 240L102 238H105V236H109L112 240H115V241L119 240L118 236H120V235L118 234L116 236L115 235L116 230H114L115 228L118 227V226H116V224L118 222L113 224ZM148 223H149V225L150 224L151 225L149 226ZM155 224H158V225L156 226ZM164 224H162V227H164L163 226ZM9 225H10V227L9 226L8 227L2 226L0 228V255L3 251L7 253V254H5V257H3L2 259L0 258V260L3 261V262L1 261L0 264H13V263L14 264H30L29 260L25 259L27 257L25 252H21V247H23L22 242H23V239H25V237L23 236L22 232L18 228H16L12 224H9ZM75 225H78V224L76 223ZM113 225L116 227H113ZM229 226H231V227L229 228ZM111 227H113V230ZM226 227L228 229H230V231H229V233H228V231H226V235H225L224 232H225V230H227ZM144 229L146 231H144ZM164 234H166L167 236ZM224 236H226V238H224ZM137 237H139V235H135V237H133L134 239L131 238V236H129V240L131 241L133 239V241L135 243L136 242L135 238H137ZM120 238H121V236H120ZM143 238H146L148 240V242L146 239H145L146 241L144 242ZM223 238L225 241L227 240V238H230L227 240L228 245L225 244L224 246H222L223 242L221 243V241L223 240ZM230 240H231V242L228 243V241H230ZM133 241H131V243L134 246ZM178 242L180 243V245L182 244V247H179L180 245H178L179 248H176L177 247L176 245ZM175 248L179 249V250H181L183 248L182 251H187L186 252L187 254H185V256L189 254L188 255L189 257L188 256L184 257L182 255L179 258V255H181L182 251H180V253H179V250L176 251ZM188 250H190V251H188ZM173 251L174 252L176 251L177 253H179V255H175V257H174ZM41 252H42V250H41ZM120 252L122 253V251H120ZM177 253H174V254H177ZM22 254H24V255L22 256ZM182 254H184V253L182 252ZM199 255H200V257H202L201 262H199L200 260H198V258H197ZM190 258H192V259H190ZM5 260H6V262H5ZM172 260H173V262H172ZM174 260L176 261V263L174 262ZM197 260L199 263L197 262ZM192 262H194V263H192ZM37 264H41V263L38 262ZM90 264H93V263H90Z\"/></svg>",
	"mask_w": 264,
	"mask_h": 264
}]
</instances>
